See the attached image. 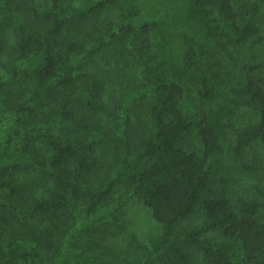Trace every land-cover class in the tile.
Returning <instances> with one entry per match:
<instances>
[{
    "label": "trees",
    "instance_id": "1",
    "mask_svg": "<svg viewBox=\"0 0 264 264\" xmlns=\"http://www.w3.org/2000/svg\"><path fill=\"white\" fill-rule=\"evenodd\" d=\"M120 3L126 19L113 37L147 34L157 70L109 105L77 34ZM259 10L235 0H0V105L13 119L8 131L25 133L19 145L13 136L0 145V264L105 262L121 184L143 196L161 226L139 264H264V189L256 186L258 198L205 197L238 107L259 117L233 149L264 144ZM96 33L89 54L112 43L102 27ZM208 53L214 65L203 70ZM190 97L201 106L194 115ZM102 171L109 176L96 185ZM199 209L202 221L186 223ZM77 210L85 217L76 229Z\"/></svg>",
    "mask_w": 264,
    "mask_h": 264
},
{
    "label": "rangeland",
    "instance_id": "2",
    "mask_svg": "<svg viewBox=\"0 0 264 264\" xmlns=\"http://www.w3.org/2000/svg\"><path fill=\"white\" fill-rule=\"evenodd\" d=\"M254 2H258L260 5L257 22L262 27L264 35V0H235L236 5L241 8ZM126 13L127 11L121 3L109 6L98 16L85 22L82 31L77 34V37L86 41L85 48L81 50L79 56H82L87 70L105 82L106 92L104 95L106 103L109 105L115 96L121 97L130 90V85L134 86L140 82L148 75L149 71L157 70L155 64L148 62L150 52L146 47L149 41L147 34L138 30L126 35L124 40H116V37H113L118 30V24L126 19ZM100 27L107 31L108 40H112V43L102 50L89 54L90 48H95L98 44L96 29ZM12 38L14 37L12 36ZM143 44L144 54L141 52ZM216 56L218 55L216 54ZM220 56L222 57L221 54ZM208 60H212V62L209 63ZM214 60L215 58L210 57V53H208L206 57L201 58L200 67L203 70L212 68ZM150 65L154 66L150 67ZM0 73L5 72L0 68ZM257 78L261 84H264V69L257 74ZM189 102L191 104L189 112L194 115L198 109H201L200 102L193 97L189 98ZM258 117V113L252 107L240 106L231 117L227 118L223 147L213 156L215 164L213 190L206 191V198L214 196L215 193L228 194L233 200L240 195L259 197L256 186L264 189V144L261 141H256L244 146L238 152L233 149L238 133L255 122ZM11 121L13 119L9 112L0 105V145L8 142L11 136L14 137L13 143L19 145L25 136L24 132L14 134L12 131L16 129L8 131L7 127ZM120 122H122L121 119ZM192 140L193 144L199 142L197 130L193 132ZM99 176L92 180L96 185L109 174L102 171L101 178ZM114 197V200L122 205L120 217L118 220L110 219L106 223V235L110 242L108 258L99 264H139V261L146 257V248L142 245L150 244L151 240L161 232V226L153 217L143 196L133 194L126 185L121 184ZM76 213L72 222L74 228L77 229L81 226L85 214L78 210ZM261 214L264 218V209ZM203 216L204 211L199 209L185 222L198 223L202 221ZM235 244L238 247L240 243L237 241Z\"/></svg>",
    "mask_w": 264,
    "mask_h": 264
}]
</instances>
